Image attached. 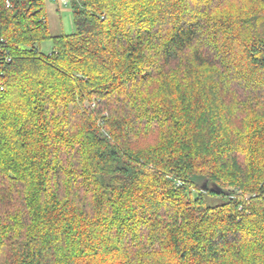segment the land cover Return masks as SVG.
Wrapping results in <instances>:
<instances>
[{
    "label": "trees",
    "instance_id": "obj_1",
    "mask_svg": "<svg viewBox=\"0 0 264 264\" xmlns=\"http://www.w3.org/2000/svg\"><path fill=\"white\" fill-rule=\"evenodd\" d=\"M65 1L0 0V264H264V0Z\"/></svg>",
    "mask_w": 264,
    "mask_h": 264
},
{
    "label": "rangeland",
    "instance_id": "obj_2",
    "mask_svg": "<svg viewBox=\"0 0 264 264\" xmlns=\"http://www.w3.org/2000/svg\"><path fill=\"white\" fill-rule=\"evenodd\" d=\"M43 4L50 35H68L74 31L72 16L68 5H63L62 0H43ZM50 49L51 44L48 41L40 45V52L43 54H48ZM193 194L195 195V192ZM224 202L221 198L206 197V203L211 206Z\"/></svg>",
    "mask_w": 264,
    "mask_h": 264
},
{
    "label": "water",
    "instance_id": "obj_3",
    "mask_svg": "<svg viewBox=\"0 0 264 264\" xmlns=\"http://www.w3.org/2000/svg\"><path fill=\"white\" fill-rule=\"evenodd\" d=\"M201 189H202V190H206V183H205V182L202 184ZM219 190H220V189H218V191H219Z\"/></svg>",
    "mask_w": 264,
    "mask_h": 264
},
{
    "label": "built area",
    "instance_id": "obj_4",
    "mask_svg": "<svg viewBox=\"0 0 264 264\" xmlns=\"http://www.w3.org/2000/svg\"><path fill=\"white\" fill-rule=\"evenodd\" d=\"M63 5H67V1L62 0Z\"/></svg>",
    "mask_w": 264,
    "mask_h": 264
}]
</instances>
